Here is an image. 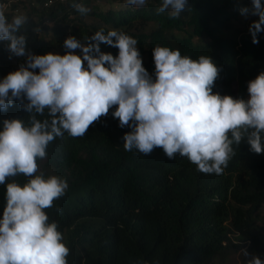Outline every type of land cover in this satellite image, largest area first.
<instances>
[{"label":"trees","instance_id":"16d2710c","mask_svg":"<svg viewBox=\"0 0 264 264\" xmlns=\"http://www.w3.org/2000/svg\"><path fill=\"white\" fill-rule=\"evenodd\" d=\"M38 2L9 0L4 10L9 20L25 9L38 24L52 25L41 29L49 32L47 41L29 23L17 33L28 37L27 50L34 55H64L68 36L83 43L97 31L116 30L137 40L143 67L153 79L152 52L157 46L179 50L193 60L210 57L222 69L213 88L222 96L247 99L248 82L264 72V32L254 45L248 31L252 22L234 25L238 9L251 7L249 1L188 0V8L176 19L170 10L158 12L162 0H146L142 8L112 0L115 8L90 10L87 15L72 4L90 8L91 1L65 0L49 8ZM7 45L0 41V55L8 51ZM100 49L118 55V49L103 43ZM25 62L26 57H19L17 67H11L0 60V80ZM114 111L115 106L83 137L65 133L63 139L56 138L47 157L38 161L45 178L58 175L69 185L46 210L70 249L68 264H226L233 259L247 264L252 255L264 259V229L258 225L264 205V154L251 152L241 142L221 175L204 174L186 157L169 160L159 148L148 156L125 151L123 136L131 129L118 126ZM4 119L27 121L28 116L14 102L0 111V129ZM28 179L19 174L0 185V216L6 184L23 186Z\"/></svg>","mask_w":264,"mask_h":264},{"label":"clouds","instance_id":"9594fccd","mask_svg":"<svg viewBox=\"0 0 264 264\" xmlns=\"http://www.w3.org/2000/svg\"><path fill=\"white\" fill-rule=\"evenodd\" d=\"M127 4L142 8L146 0ZM250 4L238 11L244 18H258L248 29L255 45L264 32V3ZM72 7L81 15L90 11L82 3ZM4 8L0 4V41H7L8 51L26 57V62L0 80V111L19 102L28 119L2 121L0 185L19 174L29 179L23 186L6 184L0 264H68L70 249L46 210L69 185L58 175L45 178L38 161L47 157L56 138L63 139L65 133L83 137L114 106L118 126L131 129L123 136L125 151L148 156L159 148L169 160L186 157L199 172L216 175L227 168L236 155L234 146L241 142L251 152L264 154V72L248 82L247 99L222 96L213 92L222 69L210 57L193 60L179 50L157 46L152 52L153 79L143 67L137 40L116 30L97 31L83 43L68 36L64 55H34L27 50L28 37L17 35L27 17L9 20ZM187 8L188 0H162L158 12L170 10L176 19ZM101 43L118 49V55L101 52ZM77 49L80 56L73 54ZM247 264H264V259L252 255Z\"/></svg>","mask_w":264,"mask_h":264},{"label":"rangeland","instance_id":"374dc122","mask_svg":"<svg viewBox=\"0 0 264 264\" xmlns=\"http://www.w3.org/2000/svg\"><path fill=\"white\" fill-rule=\"evenodd\" d=\"M243 1H249L248 4H250V0H237V2H239V3L243 2ZM111 2H112V0H100L98 3L92 4L89 9L93 10V11H100V10L103 11L104 9L109 8V7L115 8L117 5L110 4ZM220 2H221V0H215V3H220ZM122 3H124V1ZM262 3H264V1H262ZM18 15H24L27 17V23L32 24V28L34 29L35 32L38 33L40 38H43L46 41L50 38L49 32L44 33L41 31V29H42V26H45V25L52 26L51 24H48L47 22H44L43 24H38L36 17L32 14L28 15L27 11L25 9H22L20 14H18ZM14 16H16V15H14ZM256 19H258V18L254 17V16H249L248 18H244L243 16L239 15L238 20L234 22V25L237 27H240V26L245 27V26H247V24L255 21ZM28 51L32 54L34 53L32 50H28ZM73 54L78 55V56L81 55L79 49L75 50L73 52ZM18 58L19 57L13 56L9 51H6L5 54L0 55V60L3 61L4 63H5V61H8L11 67H17ZM258 217H259L258 225L262 226V229H264V205L261 207L260 212L258 214ZM262 246L264 249V240H263ZM226 264H238V263H237L236 259H233V260H231V262H228Z\"/></svg>","mask_w":264,"mask_h":264},{"label":"built area","instance_id":"2783aa9c","mask_svg":"<svg viewBox=\"0 0 264 264\" xmlns=\"http://www.w3.org/2000/svg\"><path fill=\"white\" fill-rule=\"evenodd\" d=\"M41 1V6L43 8H49V6H51L52 4H56V3H63L65 0H40ZM82 1H91L93 3H98L100 0H82ZM9 4V0L5 1V3H3V5L5 6L4 10L7 8ZM36 3L31 2V6H34ZM37 4H39L38 0H37Z\"/></svg>","mask_w":264,"mask_h":264}]
</instances>
